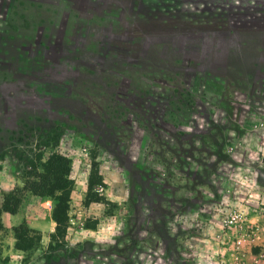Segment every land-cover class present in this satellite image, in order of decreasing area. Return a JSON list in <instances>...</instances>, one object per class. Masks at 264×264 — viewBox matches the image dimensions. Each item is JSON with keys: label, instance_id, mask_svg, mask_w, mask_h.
I'll use <instances>...</instances> for the list:
<instances>
[{"label": "crops", "instance_id": "crops-1", "mask_svg": "<svg viewBox=\"0 0 264 264\" xmlns=\"http://www.w3.org/2000/svg\"><path fill=\"white\" fill-rule=\"evenodd\" d=\"M240 1L209 7L205 0H5L2 11L0 0L2 130L24 127L32 115L38 141L67 139L79 155L88 154L84 139L111 133L107 139L118 146L108 148L109 160L125 149V141L137 139L132 153L136 182L125 177L131 167L126 171L106 161L98 165L99 174L117 175L113 187L122 198L139 195L137 208L150 194L152 206L175 202L182 175L169 172L163 186L147 175L157 167L156 141L194 143L204 136L197 127L189 132L190 124L219 121L201 111L190 118L189 109L233 105L239 94L255 107L264 92V8ZM255 19L262 24L255 25ZM112 114L113 122L106 118ZM125 122L128 130L120 126ZM162 126L177 131L164 133ZM78 127L94 136L84 137ZM38 150L55 154V147ZM104 152L102 147L101 156ZM168 160L176 169L178 158ZM107 187L99 185L103 191ZM31 226L46 236L56 224L45 217Z\"/></svg>", "mask_w": 264, "mask_h": 264}, {"label": "rangeland", "instance_id": "rangeland-1", "mask_svg": "<svg viewBox=\"0 0 264 264\" xmlns=\"http://www.w3.org/2000/svg\"><path fill=\"white\" fill-rule=\"evenodd\" d=\"M225 1L205 0V6ZM240 3L264 8V0ZM2 4L4 11L5 0ZM254 23L262 24L257 19ZM237 96L233 105L227 102L212 109H189L190 118L201 111L204 116L211 115L219 121L209 125L202 120L197 126L190 124L188 131L197 127L204 138L194 143L185 139L156 141L157 167L148 172V177L153 175L157 186H163L169 172L185 179L179 182L182 190L175 202L152 206L154 198L150 194L143 197V208L136 205L139 195L135 199L119 196L112 185L117 175L99 174L98 166L106 161L126 171L131 167L125 177L136 182L139 171L133 165L132 153L137 139L125 141L121 145L125 149L109 160L108 148L118 146L114 140L107 139L111 133L100 134V139L95 141L84 139L88 154L79 155L80 151L67 139L38 141L39 125L32 115L24 127L20 123L15 127L11 122L13 129L7 132L0 125V151L10 152L9 156L0 155V264H259L264 261V123L259 124L264 122V92L255 107L248 99L243 100L242 94ZM113 116L106 118L113 122ZM250 119L259 122L254 124ZM120 126L128 130L126 122ZM78 128L84 137L94 136L93 132ZM175 131L161 128V132L168 134ZM39 147H55V154L43 155ZM71 147L76 152L71 153ZM102 147H105L104 156L100 154ZM175 157L178 171L168 166V158ZM102 175L104 180L100 179ZM100 184L108 185L107 189L100 190ZM59 186L64 187L62 196L68 201L66 214L59 226L44 236L31 223L52 218L60 195V190L54 188ZM56 211L64 213L59 208ZM3 216L10 221L5 218L3 221ZM233 216L236 221H231Z\"/></svg>", "mask_w": 264, "mask_h": 264}, {"label": "trees", "instance_id": "trees-1", "mask_svg": "<svg viewBox=\"0 0 264 264\" xmlns=\"http://www.w3.org/2000/svg\"><path fill=\"white\" fill-rule=\"evenodd\" d=\"M54 189H59L60 190V195L57 197L58 201L57 203H55V208L52 212V219L53 221H55L56 223V228L57 226H59V224L61 223V221L63 220V215L66 214V210H67V206H68V201L67 199H65L62 196V192L64 190V187L59 186L58 188H54ZM61 209L62 211H64V213L59 214L56 209Z\"/></svg>", "mask_w": 264, "mask_h": 264}, {"label": "built area", "instance_id": "built-area-1", "mask_svg": "<svg viewBox=\"0 0 264 264\" xmlns=\"http://www.w3.org/2000/svg\"><path fill=\"white\" fill-rule=\"evenodd\" d=\"M233 220H235V221H236V219H235V217H234V216L232 217V220H231V221H233Z\"/></svg>", "mask_w": 264, "mask_h": 264}]
</instances>
